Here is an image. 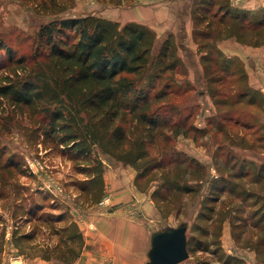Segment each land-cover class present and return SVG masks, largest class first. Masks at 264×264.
Returning a JSON list of instances; mask_svg holds the SVG:
<instances>
[{"label":"trees","instance_id":"obj_1","mask_svg":"<svg viewBox=\"0 0 264 264\" xmlns=\"http://www.w3.org/2000/svg\"><path fill=\"white\" fill-rule=\"evenodd\" d=\"M107 1L122 5L131 0ZM71 3L41 0L38 7L47 14H59ZM191 19L193 38L202 53V75L218 105V115L210 123L226 136L213 155L214 176L206 164L172 144L194 130L205 132L189 124L194 118L187 105L189 82L177 79L186 76L188 68L174 32L159 43L157 32L138 21L122 25L95 14L54 19L42 24L37 33L45 59L36 67H30L27 57L14 58L0 42L1 49L13 58L0 75V109L27 113L35 125L33 131L43 136V145L51 142L53 149L71 157L87 177L80 190L88 203L106 198L105 165L99 156L109 155L137 171V189L151 193L164 218L185 213L188 203L199 199L189 228L188 250L191 255L202 252L213 258L198 257L197 264H247L243 257L223 248L227 221L237 245L255 251L264 264V159L253 160L225 147L227 142L230 147L259 146L264 150V132L255 136L258 128L249 141L246 134L233 130L235 124L252 129L247 121L241 122L239 105H258L264 113V93L249 87L246 71L238 74L235 62L219 47L230 39L251 47L264 46V6L248 9L232 0H192ZM234 75L240 81L238 88L245 84L237 101L228 94ZM219 118L223 119L217 122ZM159 139L165 141V151L152 155ZM2 170L11 177L15 170L27 173L20 162L3 165L0 160L2 187L8 183ZM20 200L17 211L27 215L26 224L36 223L29 232L14 231L19 255L75 263L87 245L83 230L69 211L45 214L47 206L39 199L24 210L25 198ZM36 208L40 214L34 215ZM41 227H46L49 236L44 242L37 241Z\"/></svg>","mask_w":264,"mask_h":264},{"label":"rangeland","instance_id":"obj_2","mask_svg":"<svg viewBox=\"0 0 264 264\" xmlns=\"http://www.w3.org/2000/svg\"><path fill=\"white\" fill-rule=\"evenodd\" d=\"M71 1L72 5L67 11L59 14H47L38 7L41 6V0H0V42H4L8 46L14 58L27 57L30 67H33L45 59L41 55L36 38L40 26L44 23L66 16L95 14L119 21L123 25L135 16H141L142 11L144 12L145 9L150 8L153 3L161 1L166 3V1L169 2L170 0H131L122 5L112 4L107 0ZM183 1L184 3L180 9L174 12V20L177 24L174 29L177 30L179 28L175 32L176 41L179 45V53L187 65L188 74L186 76H178L177 79L181 83L189 82L188 112L194 113V118L189 120V124H193L196 128L202 129L205 132L200 133L194 130L190 133V136H180L172 144L177 150L185 152L189 156L195 157L206 164L210 169V173L214 176L217 174V171L213 155L219 144L224 142L223 139L226 136L224 132L214 128L213 124L211 125L210 123V120L215 115H218V105L215 103V99L211 97L210 89L202 75V53L199 52V44L193 38L194 27L191 19L192 0ZM249 1L252 0H232V3L248 9L259 7L258 5L254 7L249 6ZM254 4L251 3V5ZM171 7L173 11L174 8L173 6ZM171 10L169 7L168 12L170 15L172 14ZM151 15L153 16L154 14L151 13ZM163 19L159 21V24H157V21L153 22L157 28V30H154L158 34L159 43L171 31L170 26H165ZM188 23H190L189 26ZM219 47L225 56L235 62L234 68H236L238 74L241 71H246L249 78V87L253 90L259 89L264 93V46L251 47L230 39L220 42ZM12 60L13 58L9 56L6 50L0 47V75L7 71V67L13 62ZM232 78L233 85L228 90V94L233 97V100L237 101L240 99V94L245 92V84L243 87L238 88L240 81L237 79V75H234ZM184 88H186V83ZM239 107H242L243 114L241 122L247 121L252 129L248 131L235 124L233 130L246 134L247 140L257 135H262L264 132L262 129L264 126V113L262 109L258 105L251 107L247 102L246 107L244 103H240ZM222 119H217V122H220ZM233 123L235 122L233 121ZM34 127L35 125H33L27 113L22 114L19 111H13L10 107L5 112H1L0 109V160L3 165L16 161L20 162L22 170L27 172L25 175L15 170L12 177L8 176L3 170L1 172L3 178L8 181L5 187H2L4 182H0L1 264H13L15 257L22 256L19 255L21 253L20 249L17 247L15 240H13L14 231L20 230L21 233L29 232L34 228V224L36 223L33 220L32 223L26 224L27 219L25 218H27V215L24 216L17 211L21 198H25L26 206L24 210H28L31 206H34V200L39 199L47 206L45 210L48 213L45 214L53 216L54 214L61 213L62 210H68L74 220L78 219L84 223V210L114 212L119 206L123 207V202L118 201V195L121 192L117 189L120 188H114L112 185V189L111 185L107 184L106 173H109V178L113 184L121 180L125 187L126 181H128L127 178H131V174L135 172V184L137 171L132 166L101 153L99 159L105 165V194L109 202L106 204L103 202L88 203L80 190L87 182L85 181L86 175L77 170L74 161L68 154L62 152L61 149H53L54 145L51 142H48L45 147L42 143L43 136L38 132H34ZM257 128L256 135L251 136ZM167 134H170V132L167 131ZM236 138L237 142H242L240 137L236 136ZM164 144L165 141L159 139L156 146L151 149L152 155L164 152ZM225 147L226 150L232 148L234 153L240 156L257 161L264 159V150L260 149L259 146L257 148L241 149L237 146H227V142H225ZM256 152H258V155ZM109 187L112 190L111 195L108 194L111 191ZM135 200L127 204L128 206L125 208L129 216H132L138 208L139 202ZM198 203L199 199L188 203L185 213L180 214L176 219L172 217L175 220V226L182 222H187V220L189 224H192V218L195 217L199 207ZM37 211L38 209L36 208L34 215L40 214ZM80 215L83 217L80 218ZM169 217L165 218V222L173 224L172 219H169ZM80 227H82V224ZM45 228L41 227L40 236L37 241L44 242L46 239L47 229ZM22 247L25 248V243ZM190 256L195 258L196 255L190 254ZM198 257L213 258L211 254L202 252L196 256V260ZM23 258L29 260V262L36 259L45 260L41 257L28 259L23 256ZM50 261L57 263L55 260Z\"/></svg>","mask_w":264,"mask_h":264},{"label":"crops","instance_id":"obj_3","mask_svg":"<svg viewBox=\"0 0 264 264\" xmlns=\"http://www.w3.org/2000/svg\"><path fill=\"white\" fill-rule=\"evenodd\" d=\"M183 0H170L153 3L150 8L142 11L141 16H135L130 19L144 23L153 29H156V25L153 22L163 19L165 26H170V32H177L174 27L177 25L175 13L180 9ZM186 1V0H185ZM254 4V5H251ZM249 6L255 5L264 6V0H252L249 1ZM173 6V11L171 10ZM172 14L170 15L168 9ZM151 13L154 15L152 16ZM170 15V16H168ZM141 17V18H140ZM152 17V18H151ZM190 23H188V26ZM169 32V33H170ZM109 173H106L107 184L112 185L114 188L121 192L118 195V201L123 202V207L114 212H106L100 210H84V217L80 215V218H84V223L79 221V225L82 224L81 229L85 235V241L87 248L83 252L82 256L73 264H152L153 254L156 248L158 239L164 233L173 229H178L181 226H186V234L188 236L189 228L192 224L189 221L182 222L175 226V215L169 217L172 219L173 224H167L166 219L163 217L161 211L157 208L150 192H141L137 190L134 184L135 172L131 174V178H127L126 185L118 181L113 184L109 178ZM111 182V183H108ZM113 189V188H112ZM109 190L110 187H109ZM112 190L109 191L111 195ZM118 192V193H119ZM117 193V194H118ZM137 200L138 208L136 212L129 216L125 208L133 200ZM135 200V201H136ZM195 218V217H193ZM193 218L191 223H193ZM94 223V225H92ZM223 248L227 253L237 254L243 257L247 264H263L257 260V254L255 251L239 247L231 234V225L227 221L224 224V230L222 235ZM200 253V252H199ZM197 253V255L199 254ZM196 255V256H197ZM193 257L178 263V264H197V260ZM61 264L48 260L36 259L30 261L23 257H15L13 264Z\"/></svg>","mask_w":264,"mask_h":264},{"label":"water","instance_id":"obj_4","mask_svg":"<svg viewBox=\"0 0 264 264\" xmlns=\"http://www.w3.org/2000/svg\"><path fill=\"white\" fill-rule=\"evenodd\" d=\"M186 226L161 235L156 244L152 264H178L190 257Z\"/></svg>","mask_w":264,"mask_h":264},{"label":"built area","instance_id":"obj_5","mask_svg":"<svg viewBox=\"0 0 264 264\" xmlns=\"http://www.w3.org/2000/svg\"><path fill=\"white\" fill-rule=\"evenodd\" d=\"M108 202H109L108 197L103 200V203H105V204L108 203ZM19 257H23V256H19ZM23 264H25V263H23Z\"/></svg>","mask_w":264,"mask_h":264}]
</instances>
